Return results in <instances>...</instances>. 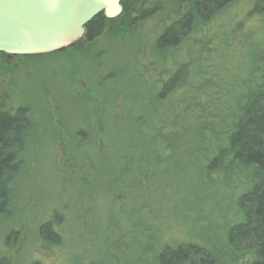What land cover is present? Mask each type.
Wrapping results in <instances>:
<instances>
[{"label": "trees", "instance_id": "1", "mask_svg": "<svg viewBox=\"0 0 264 264\" xmlns=\"http://www.w3.org/2000/svg\"><path fill=\"white\" fill-rule=\"evenodd\" d=\"M236 1L126 0L119 18L108 20L104 14L99 15L88 24L86 38L81 43L58 52L71 58L67 75L72 77V67L81 69L87 65L88 59H102L105 54L103 46L117 45L116 41H122L127 35L133 37L135 32H141L145 37L146 29L154 28L153 34L149 35V48L150 58H153L151 63L159 65L161 75L158 79L153 82L151 73L144 76L142 62L133 59L130 69L123 68L130 94L118 91L113 100L112 92L99 95L107 98L112 107L121 100L119 115L116 114L117 127L112 135V152L108 157L112 156L114 168L112 183L125 195L114 191L115 197L111 192L109 196L96 199L86 189L85 185L96 178L94 161L89 171L83 173L77 192V195L86 192L93 199L87 209L89 213H86L92 215L93 225L99 223L96 218L108 205L104 199L117 205L114 216L115 223L124 229L120 234L123 255L109 248L107 230L112 223L101 227L95 236L85 235L78 196L73 203L71 200L61 203L60 208H55L39 224L36 234L25 238L22 227H19L20 219L14 222L18 216L12 207L17 185H20L19 178L27 166L29 147L36 138L38 140L43 129L39 124L45 122L40 120L38 112L26 106L9 111L4 104L6 93H0V225H8L12 219L15 223V227L0 229L3 247L0 249V264H57L60 258L68 264H94L95 259L106 264H127L124 236L128 237L137 229L147 233L145 245L149 250L142 255L147 264H264V66L256 70L245 59V63L239 66L240 71H232L226 60L221 64L212 61L220 51L213 57L206 54L207 63H198L203 49L200 34L205 32L213 18ZM262 9L255 7L256 12ZM193 42L200 45L191 50ZM34 58L37 57H11L0 53V77L13 72L12 67L19 64L10 59L30 62ZM90 76L93 79L91 90L96 91L93 88L97 78ZM110 126L111 122H108V128ZM87 135L83 129L75 137L79 150L88 141ZM82 151L83 156L89 154L92 158L91 152ZM143 151L160 162L190 156L196 164L204 167L206 185L221 191L225 201L234 200L236 209L227 203L231 222L230 217L225 216L228 224L224 231V246L212 248L205 245L199 236L191 237L190 230H185L182 224H176L180 229L175 225H164L163 232L159 231L160 237L153 236L151 224L154 215L161 212V205L156 203L161 192L155 185L154 169L142 162L140 155ZM99 159L105 158L99 156ZM37 170L30 193L37 186L41 187L39 168ZM146 173L149 177H145ZM149 182L154 184L153 198L150 194L147 198ZM135 184L143 189L144 198L134 197L137 205L139 201L143 203L135 222H131L130 218L135 215L127 209L125 197ZM148 200L156 203L153 210L149 209ZM214 200L218 202V199ZM133 222L134 225L127 229ZM24 242L26 257L18 262L15 254ZM53 254H56L55 258ZM63 262L60 263H67Z\"/></svg>", "mask_w": 264, "mask_h": 264}, {"label": "rangeland", "instance_id": "2", "mask_svg": "<svg viewBox=\"0 0 264 264\" xmlns=\"http://www.w3.org/2000/svg\"><path fill=\"white\" fill-rule=\"evenodd\" d=\"M256 6L263 9L256 12ZM153 30L154 28L146 29L145 37L141 32H135L133 37L127 35L122 37V41H116L117 45L109 43L103 46L105 48L103 58L88 59L87 65L81 69L72 67L71 72H74L72 77L67 75L71 62L67 54L36 56L37 58L30 62L10 59L11 62L19 64L12 67L13 72L0 77V93H6L5 107L9 111L17 109L18 106L29 107L30 110L38 112L40 120L45 122L39 124L43 129L38 134V140L36 138V142L29 147L26 155L27 166L19 178L20 185H17L12 207L15 216H18L14 222L20 219L19 227H22L26 239L36 234L39 224L55 208H60L61 203L70 200L73 203L78 196L79 211L82 212L81 225L85 235L95 236L100 233L101 227L104 228L107 223H112L107 230L109 248L123 255L120 234L121 230L124 232V229H120L119 224L115 223L116 216H114L117 205L114 202L110 204L108 199H104L108 205L97 218L95 216L99 223L96 222L93 225L92 215L86 214L89 213L87 209L93 199L86 192L78 195L77 192L81 186L83 173L89 171L94 161L93 171L97 170L96 178L85 185L86 189H89L96 199L109 196L111 192L112 197H115L114 191L125 195L122 189L118 191L119 188L112 183L111 174L114 168L111 163L112 156L108 157L112 152V135L117 127L116 114L119 115L121 100L116 107H112V103L107 98L99 97V95L100 93L108 95V91L112 92L113 100L118 91L125 95L130 94L127 88L129 83L127 73L124 76L123 68L126 71L128 67L130 69V62L133 59L142 62L141 72L144 76L151 73L150 78L153 82L158 79L161 75L159 65L151 63L150 60L153 58H150L149 35L153 34ZM204 31L200 34L203 49L202 53L199 52L201 58L198 63H207L206 54L213 57L220 51L212 61L221 64L226 60V65L233 68H230L232 71H240L239 66L245 63V59L246 63L256 70L264 66V2L262 0H237L213 18ZM191 45L192 50L200 43L193 42ZM120 68L121 71H119ZM91 74L97 78L93 88L96 91L91 90L93 84ZM114 74H116L115 77H111L112 80H110V76ZM108 122H111L109 128ZM83 129L88 134V141L86 140L80 151L75 137ZM95 149L96 152L93 151ZM82 150L91 152L92 158L90 159L89 154L83 156ZM99 156L105 159L100 160ZM140 156L142 162L151 165L154 169L152 175L157 177L155 185L161 192V196L156 200V203L158 202L162 207L161 212L159 215L157 213L154 215L151 224L154 227L153 236L159 238V231L163 232L164 225L171 224L179 228L176 224H182L185 230H190L191 237L199 236L205 245L212 248L224 246L226 239L224 231L228 224L225 216L230 217V212L226 210L227 203L232 205L230 206L232 209L236 207L233 206L234 200L225 201L221 191L206 185L203 180L204 167L196 164V160L191 159L190 156L176 157L167 162H160L157 158L148 156L147 151H143ZM37 168L40 171L41 187L37 186V189L30 193V185L36 178ZM147 175L148 173L145 177ZM220 177L223 181V175ZM153 185L150 182L147 184V198L149 194L151 198L154 196ZM136 196L144 198V191L138 188L137 184L132 186V191L127 192L125 197V202L129 206L127 209L135 215L134 218L129 217L131 222L136 219L138 209L143 203L139 201L137 205L134 199ZM214 199H218V202ZM148 201L149 209L153 210L156 203ZM145 214L147 212L144 210ZM181 214L183 217L180 216ZM161 216H163L162 220ZM119 218L121 221V217ZM14 222L12 219L8 225H0V229L4 231L9 227H15ZM134 222L127 229L134 225ZM66 227L65 225V229ZM179 229L174 231L178 232ZM146 234L137 229L130 232L128 237L124 236L127 264H147L146 258L142 256L149 250V247L145 245ZM169 234L173 236L172 232ZM0 249H3L1 235ZM25 251L24 242L15 254L18 262L26 257ZM132 254L135 256L133 257ZM138 255L140 257L137 259ZM55 257L56 254H53V258ZM60 262H63L61 258L57 264ZM72 262L74 263V258ZM94 264L106 263L101 259H95Z\"/></svg>", "mask_w": 264, "mask_h": 264}, {"label": "water", "instance_id": "3", "mask_svg": "<svg viewBox=\"0 0 264 264\" xmlns=\"http://www.w3.org/2000/svg\"><path fill=\"white\" fill-rule=\"evenodd\" d=\"M126 0H0V53L51 55L81 43L99 15L119 18Z\"/></svg>", "mask_w": 264, "mask_h": 264}]
</instances>
